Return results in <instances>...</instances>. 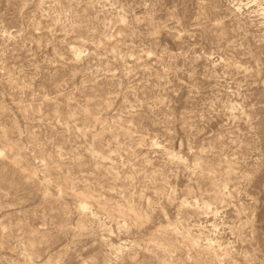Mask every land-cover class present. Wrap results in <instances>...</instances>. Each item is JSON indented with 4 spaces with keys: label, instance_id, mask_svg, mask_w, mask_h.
Wrapping results in <instances>:
<instances>
[{
    "label": "rangeland",
    "instance_id": "obj_1",
    "mask_svg": "<svg viewBox=\"0 0 264 264\" xmlns=\"http://www.w3.org/2000/svg\"><path fill=\"white\" fill-rule=\"evenodd\" d=\"M0 264H264V0H0Z\"/></svg>",
    "mask_w": 264,
    "mask_h": 264
}]
</instances>
